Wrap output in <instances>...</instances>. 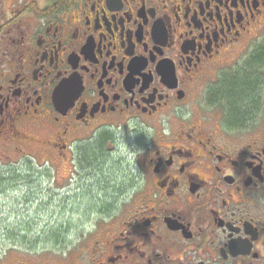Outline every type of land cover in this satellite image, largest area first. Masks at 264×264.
<instances>
[{
	"label": "flooded vegetation",
	"instance_id": "flooded-vegetation-1",
	"mask_svg": "<svg viewBox=\"0 0 264 264\" xmlns=\"http://www.w3.org/2000/svg\"><path fill=\"white\" fill-rule=\"evenodd\" d=\"M263 28L264 0H0V153L83 170L100 204L0 264H264Z\"/></svg>",
	"mask_w": 264,
	"mask_h": 264
},
{
	"label": "rangeland",
	"instance_id": "rangeland-1",
	"mask_svg": "<svg viewBox=\"0 0 264 264\" xmlns=\"http://www.w3.org/2000/svg\"><path fill=\"white\" fill-rule=\"evenodd\" d=\"M259 32L263 39L264 28ZM250 48L236 49V53L225 60L224 66H243ZM19 154L11 149L0 153V174L3 175H0V258L10 253L16 258L37 260L43 258H40L43 253L54 254L55 246L70 245L74 232L71 228H63L62 224L72 223L71 226L77 229L87 221L86 210L100 205L95 200L98 195L91 181L99 179H85L83 186L79 187L80 173L85 176L83 170L61 167L56 175L52 165L42 163L33 148ZM5 155L10 158H5ZM66 178L71 183L70 188H77V191L72 193L75 197L63 201V196L56 195L58 187L66 183L63 182ZM119 179L123 181V176ZM86 180L89 182L87 185ZM88 188L91 193L85 194Z\"/></svg>",
	"mask_w": 264,
	"mask_h": 264
},
{
	"label": "trees",
	"instance_id": "trees-1",
	"mask_svg": "<svg viewBox=\"0 0 264 264\" xmlns=\"http://www.w3.org/2000/svg\"><path fill=\"white\" fill-rule=\"evenodd\" d=\"M255 65L257 66V68L258 66L264 68V54L263 53L261 55V52H260V55H258V57L256 58V64H254V66ZM234 84L235 85L227 88L228 92L230 93L228 94V97L229 99L233 101L235 108H238L240 111L247 110L249 108L248 107L249 105L251 106L254 105V102L256 99V93H257L255 84L252 82V77L249 79V81L244 79L239 82L235 81ZM29 161L31 162V160ZM31 164L33 163L31 162ZM3 179H8V178L4 177ZM0 182H1V179H0Z\"/></svg>",
	"mask_w": 264,
	"mask_h": 264
}]
</instances>
